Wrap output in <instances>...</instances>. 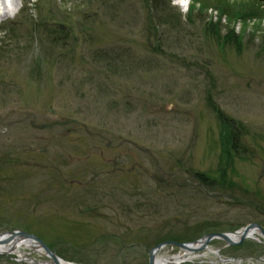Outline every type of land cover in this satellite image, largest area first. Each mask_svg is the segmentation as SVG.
Returning a JSON list of instances; mask_svg holds the SVG:
<instances>
[{
    "label": "rangeland",
    "instance_id": "obj_1",
    "mask_svg": "<svg viewBox=\"0 0 264 264\" xmlns=\"http://www.w3.org/2000/svg\"><path fill=\"white\" fill-rule=\"evenodd\" d=\"M15 1L0 17V119L14 121L0 124V236L75 264H148L162 238L264 231V0ZM212 7L243 15L220 29L258 38L229 45ZM221 117L239 128L233 156ZM211 246L183 264H264L262 238ZM20 250L0 264L52 263Z\"/></svg>",
    "mask_w": 264,
    "mask_h": 264
},
{
    "label": "bare ground",
    "instance_id": "obj_2",
    "mask_svg": "<svg viewBox=\"0 0 264 264\" xmlns=\"http://www.w3.org/2000/svg\"><path fill=\"white\" fill-rule=\"evenodd\" d=\"M180 3V0H178ZM188 2V1H187ZM19 9V4L15 0H11V2L8 4L6 0H0V17L4 16H9L10 14L14 15ZM228 240L232 242H239V241H244L245 239H251V240H260L261 238L264 239L263 234L261 230L259 229H250V230H244L241 229L237 233L231 232L227 234ZM220 237V240H227L226 238ZM8 238V233L5 234L1 239H0V254L1 253H20L22 247H31L34 248L37 252L42 253V247L38 245V243L32 241V240H27L23 238H15V239H2ZM215 239H212L210 241H207L206 243L204 240L201 242H196V243H190L186 244L187 247H180L181 251L179 254L171 257H158L155 255V264H183L188 261H191L193 258H197L200 256H204L206 253H217L215 249L212 248L211 243ZM205 243V244H203ZM204 254H201L203 253ZM32 260V259H31ZM53 262V260L51 259ZM225 263L227 262H233V260H226L224 261ZM61 264H65L63 262H60Z\"/></svg>",
    "mask_w": 264,
    "mask_h": 264
},
{
    "label": "trees",
    "instance_id": "obj_3",
    "mask_svg": "<svg viewBox=\"0 0 264 264\" xmlns=\"http://www.w3.org/2000/svg\"><path fill=\"white\" fill-rule=\"evenodd\" d=\"M147 1L148 0H146V2ZM155 2L156 3H155L154 8L157 11V13L166 12V9H170V3L169 2L166 3L163 0H160L159 2H158V0H155ZM158 3L159 4L160 3H164V4H160L161 5L160 6V5H158ZM86 7H87V9L90 8V6H86ZM194 8H195V5L194 6L192 5L191 11L188 13V16H187V19L189 20V22L193 23V24H194V20L193 19H195L194 17L197 16V15H199V16L201 15V13H199V12L195 13L196 10ZM210 9H213V10L217 11L219 14H218V21L216 23H212L211 21H209L208 25L212 26L214 28V30H215L214 34L215 33H219V31L225 32L224 38L228 41L229 45H231L233 47L236 46V48H239L240 44H242V43H240V41L245 40V39L254 41L255 39L258 38V37H256V34L252 35L250 32L247 31L246 25H245V27L243 25H241L240 28H239L240 30L237 31V32H236V29H235V23L230 24L228 27L225 28V30H222V28L220 29V25L219 24H220V21L223 19V16L225 14H229V16L232 15L234 17L237 16L236 18L238 20L241 18V20L243 21L244 18H243L242 13H239L237 15V14L228 13L226 11H223V9L221 10V8L217 9V8H213L212 7ZM39 26H41V24ZM246 33H248V34H246ZM46 34H51L50 36H46L47 37L46 39L50 40V41H53L54 37L52 36V34H56V33H52L51 31H46ZM253 36H255V38H253ZM259 36H261L260 39H261L262 46L264 48V30L261 32V34ZM1 52H2V50H1V47H0V54H1ZM221 121H222V127H223V142H224L225 154L226 155L229 154V155L233 156L234 152H237L241 148H243V147H240L242 141H240L239 128L235 125L234 120L231 119V118L221 117ZM199 177H201V179L204 180V181L207 180L205 177H203L201 175ZM165 239L181 240V238L168 237V238H162L160 241L165 240Z\"/></svg>",
    "mask_w": 264,
    "mask_h": 264
},
{
    "label": "water",
    "instance_id": "obj_4",
    "mask_svg": "<svg viewBox=\"0 0 264 264\" xmlns=\"http://www.w3.org/2000/svg\"><path fill=\"white\" fill-rule=\"evenodd\" d=\"M253 228H258L261 230L262 234L264 235V231L263 229L258 225V224H251L249 226H247L245 228V230H250V229H253ZM227 237V234L226 233H212V234H208L207 236H205V238L203 239L204 242L206 243L207 241H210L212 239H214L215 237ZM15 238H23V239H27V240H32L36 243H38V245H40L42 248L45 249V251L47 252V254L51 257V259L53 260L54 264H61V260L60 258L50 249L49 246H47L40 238H38L37 236L33 235V234H30V233H27V232H23V231H13L11 233L8 234V238L6 239H15ZM1 239V238H0ZM6 239H2L4 240V242L6 241ZM227 240H225L228 244L230 245H234L236 243H240L241 241L239 242H232L230 240H228V237L226 238ZM166 243H173V244H176L178 245L179 247H187L186 244L184 243H177V242H166ZM166 243H163V244H166ZM203 243V244H205ZM163 244H160L157 246V248H160ZM156 248L154 249H151L149 250V264H155V251Z\"/></svg>",
    "mask_w": 264,
    "mask_h": 264
}]
</instances>
